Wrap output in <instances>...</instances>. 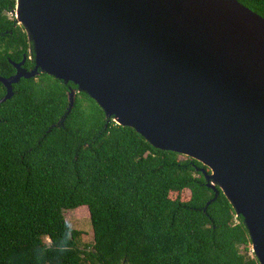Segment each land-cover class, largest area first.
Wrapping results in <instances>:
<instances>
[{"label":"trees","instance_id":"obj_1","mask_svg":"<svg viewBox=\"0 0 264 264\" xmlns=\"http://www.w3.org/2000/svg\"><path fill=\"white\" fill-rule=\"evenodd\" d=\"M237 1L264 18V0ZM15 6L0 0L2 78L24 57L34 68ZM12 88L0 104V264H259L199 162L155 149L71 83L40 73ZM83 206L93 244L81 249L63 214Z\"/></svg>","mask_w":264,"mask_h":264},{"label":"water","instance_id":"obj_2","mask_svg":"<svg viewBox=\"0 0 264 264\" xmlns=\"http://www.w3.org/2000/svg\"><path fill=\"white\" fill-rule=\"evenodd\" d=\"M15 1L34 68L11 63L0 104L40 73L73 84L155 149L199 162L264 264V18L237 0Z\"/></svg>","mask_w":264,"mask_h":264},{"label":"rangeland","instance_id":"obj_3","mask_svg":"<svg viewBox=\"0 0 264 264\" xmlns=\"http://www.w3.org/2000/svg\"><path fill=\"white\" fill-rule=\"evenodd\" d=\"M171 196L172 198L177 197L176 194H172ZM180 197L181 199L186 200L187 194L184 193ZM63 215L69 228L71 230L80 232V235L77 238L79 247L81 249L85 247L90 248L93 244V236L87 207L83 206L74 210H67Z\"/></svg>","mask_w":264,"mask_h":264}]
</instances>
